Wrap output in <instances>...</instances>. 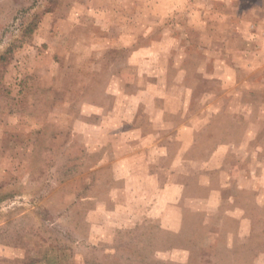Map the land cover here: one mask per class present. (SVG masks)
<instances>
[{
	"label": "rangeland",
	"instance_id": "rangeland-1",
	"mask_svg": "<svg viewBox=\"0 0 264 264\" xmlns=\"http://www.w3.org/2000/svg\"><path fill=\"white\" fill-rule=\"evenodd\" d=\"M110 1L0 0V264H264V0Z\"/></svg>",
	"mask_w": 264,
	"mask_h": 264
},
{
	"label": "crops",
	"instance_id": "crops-1",
	"mask_svg": "<svg viewBox=\"0 0 264 264\" xmlns=\"http://www.w3.org/2000/svg\"><path fill=\"white\" fill-rule=\"evenodd\" d=\"M112 1H114V0H112ZM112 1H110V2H112ZM108 2V1H107ZM101 18L103 19V16H101Z\"/></svg>",
	"mask_w": 264,
	"mask_h": 264
}]
</instances>
